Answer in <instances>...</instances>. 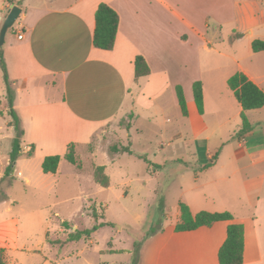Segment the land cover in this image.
I'll return each mask as SVG.
<instances>
[{"label": "crops", "instance_id": "crops-1", "mask_svg": "<svg viewBox=\"0 0 264 264\" xmlns=\"http://www.w3.org/2000/svg\"><path fill=\"white\" fill-rule=\"evenodd\" d=\"M252 3V0H0V17L10 4L21 9L15 22L17 30L12 37L6 34L0 55L10 90L14 91L13 109L22 134L20 148L23 151L25 146L42 163L45 155H52H37L42 144H56L61 150L70 144L90 147L102 133L112 131L111 126L117 122L125 117L134 118L135 103L149 106L167 91L174 90L176 94V87H182L185 94L187 116L181 115L192 132L199 135L211 128L215 130L219 127V115L226 110L224 100L230 103V95L226 90L213 91L214 110L207 113V101L211 100L200 72L205 64L209 70H218L221 57L230 59L236 70L225 73L226 86L232 75L242 72L262 90L263 80L240 64L244 58L237 56L235 49L231 54L214 45L225 28L232 35H240L236 24L244 23L248 13L245 7L250 9ZM100 4L109 6L119 18L111 50L97 49L92 43L94 15ZM252 41H248L245 58L260 53L252 52ZM136 57H142L150 71L138 79ZM231 66L228 63L225 67ZM198 81L203 89L202 115L189 93ZM208 82L213 80L209 78ZM7 107L5 103L3 110L9 112ZM249 112H245L246 118ZM240 113L241 107L236 115L240 117ZM11 121L5 125L9 127ZM246 135L249 144L242 138ZM260 136L263 141H255L251 127L248 133L237 136L242 141L227 151L229 157L222 159L208 154L207 161L192 164L194 174L186 185L180 186V196L169 206L171 215L165 218L168 224L162 223L146 238L136 264H219L218 251L226 239L228 223L175 232L180 202L193 215L203 211L229 213L233 223L243 227V264H264V133ZM118 155L123 154H112ZM25 183L30 180L26 178ZM9 232L7 224H0V249H8Z\"/></svg>", "mask_w": 264, "mask_h": 264}, {"label": "rangeland", "instance_id": "rangeland-1", "mask_svg": "<svg viewBox=\"0 0 264 264\" xmlns=\"http://www.w3.org/2000/svg\"><path fill=\"white\" fill-rule=\"evenodd\" d=\"M252 1L250 9L245 7L248 13L244 23L236 24L240 35H232L225 28L214 45L231 54L235 49L237 56L244 58L240 64L263 80L264 91V51L245 58L249 40L264 41V0ZM17 26L14 24L7 37L15 34ZM3 50L2 45L0 55ZM228 63L232 66L226 68ZM218 67L209 70L205 64L200 71L211 100L206 105L208 114L214 110V92L226 90L230 95V103L224 100L226 110L219 115L215 130L199 135L192 132L181 115L174 90H170L149 106L135 103L134 118L117 122L90 147L75 145L80 168L64 159L68 147L61 150L56 144L40 145L37 155L61 158L55 175L43 174L41 161L35 160L25 146L10 162L15 135L14 128L5 125L11 118L3 110L5 103L9 109V102L0 67V224L10 229L6 264H136L146 238L162 223L168 224L169 206L180 196V186L194 174L192 164L207 161L208 154L229 157L227 151L242 141L237 137L241 119L236 113L240 107L225 84V73L236 67L224 57ZM209 78L213 82H208ZM177 88L185 98L182 87ZM189 93L192 98L193 86ZM247 119L254 129V140L262 142L264 108L249 112ZM242 138L249 144V135ZM114 144L129 147L134 154L113 157L108 148ZM102 166L110 178L109 188H101L93 178L94 169ZM84 230L88 237L67 242L70 234Z\"/></svg>", "mask_w": 264, "mask_h": 264}, {"label": "trees", "instance_id": "trees-1", "mask_svg": "<svg viewBox=\"0 0 264 264\" xmlns=\"http://www.w3.org/2000/svg\"><path fill=\"white\" fill-rule=\"evenodd\" d=\"M94 31L92 43L93 46L100 50H111L115 37L117 34L119 18L117 13L105 4H100L94 15ZM251 50L254 53L264 51V41L254 40L251 43ZM0 67L4 75V82L7 90V97L9 102V116L12 121L8 124L15 130V137L12 141L11 163L13 159L19 154L21 132L18 124L19 120L13 110L11 90L8 82L7 71L5 64L0 57ZM135 78L138 79L149 74V68L142 57H136L134 61ZM227 86L233 93L234 98L241 107L240 119L241 126L237 132V136L244 135L251 130L245 112L260 110L264 108V92L250 81L242 72H236L227 80ZM177 100L180 107L181 114L187 116L186 101L180 88L176 89ZM193 98L200 115L203 114V89L201 82L193 84ZM109 152L111 154H129L133 152L129 147L121 146L118 144L110 145ZM140 159H145L143 156H138ZM64 159L70 164H78L75 158L74 145L70 144ZM61 158L57 155L47 156L41 163V170L44 174H55L58 169ZM146 160V159H145ZM8 169L7 172H9ZM94 181L101 187L107 188L109 186L108 177L104 174L103 167H96L93 171ZM180 218L179 222L175 225V232H188L194 231L202 227H211L218 222H227L226 239L218 251L219 264H243V227L240 224L233 223V217L229 213H209L199 212L193 215L189 208L184 203H179ZM66 226V225H65ZM87 230L78 231L68 236L67 242L79 240L81 237H88ZM0 264H6L5 250L0 249Z\"/></svg>", "mask_w": 264, "mask_h": 264}, {"label": "water", "instance_id": "water-1", "mask_svg": "<svg viewBox=\"0 0 264 264\" xmlns=\"http://www.w3.org/2000/svg\"><path fill=\"white\" fill-rule=\"evenodd\" d=\"M20 13L21 9L14 4H10L7 8L3 9L0 17V48L4 44L7 32L14 26Z\"/></svg>", "mask_w": 264, "mask_h": 264}, {"label": "built area", "instance_id": "built-area-1", "mask_svg": "<svg viewBox=\"0 0 264 264\" xmlns=\"http://www.w3.org/2000/svg\"><path fill=\"white\" fill-rule=\"evenodd\" d=\"M19 38H21V36H19Z\"/></svg>", "mask_w": 264, "mask_h": 264}]
</instances>
